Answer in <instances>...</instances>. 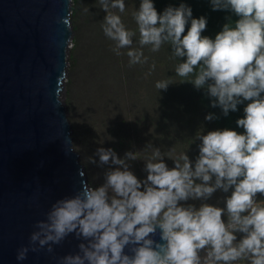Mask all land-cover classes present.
<instances>
[{
	"label": "clouds",
	"instance_id": "clouds-1",
	"mask_svg": "<svg viewBox=\"0 0 264 264\" xmlns=\"http://www.w3.org/2000/svg\"><path fill=\"white\" fill-rule=\"evenodd\" d=\"M210 3L213 11L237 17H227L214 39L202 35L207 19L193 18L190 6H169L161 14L153 0H141L133 13L138 47L133 46L137 32L117 14L125 12V0H99L106 13L102 30L117 56L128 49L130 65L148 62L145 47L159 52L170 45L173 58L183 61L176 75L204 89L211 107H219L224 116L249 101L236 121L243 133L223 129L200 135L194 162L186 151L172 158L151 143L123 157L98 148L88 164L104 169L103 182L88 183L53 203L46 219L35 224L30 246L18 250L17 260L26 259L30 250L52 253L53 245L74 235L83 242L59 264H264V200L257 199L264 196V0ZM170 84L162 80L155 87L167 90ZM149 151L151 155L138 156ZM138 159L145 162L143 179L132 171ZM230 189L225 207L206 202L218 190ZM189 200L202 203L196 207ZM158 230L159 241L154 239ZM237 234H243L239 240Z\"/></svg>",
	"mask_w": 264,
	"mask_h": 264
},
{
	"label": "water",
	"instance_id": "water-1",
	"mask_svg": "<svg viewBox=\"0 0 264 264\" xmlns=\"http://www.w3.org/2000/svg\"><path fill=\"white\" fill-rule=\"evenodd\" d=\"M72 0H0V264H59L83 242L29 251L37 221L88 184L63 100ZM74 147V146H73ZM159 241V230L154 237Z\"/></svg>",
	"mask_w": 264,
	"mask_h": 264
},
{
	"label": "rangeland",
	"instance_id": "rangeland-1",
	"mask_svg": "<svg viewBox=\"0 0 264 264\" xmlns=\"http://www.w3.org/2000/svg\"><path fill=\"white\" fill-rule=\"evenodd\" d=\"M96 2V0H81L75 3L72 0L71 24L74 38L70 49L68 77L63 97L72 126L73 146L80 156V163L84 166L87 183L99 185L103 182L104 169L88 164V157L94 156L100 147L111 148L123 157L128 151H143L151 143L153 147L160 148L166 156L172 158L186 151L194 162L198 157L201 143L198 137L209 131L223 129L213 120H206L208 111L205 108H199L196 118H193L188 125L184 122V124L180 123L168 128L166 124L165 127H160L161 130L156 131L151 124H153L152 120L159 116L158 108L146 102V99L152 98L144 89L140 91L141 102L134 100L135 109L127 110L124 103L119 101L121 97L116 95L115 84L112 83L113 68L109 64L110 60L100 61L113 47L109 45L111 43L102 30L105 12ZM86 8L89 11L86 12ZM96 47L99 48L98 53L93 51ZM126 117L129 118L126 122L128 127L121 123ZM123 136L125 137L124 145L120 147L116 142ZM146 154L151 155V152H139L138 156L143 158ZM164 161L169 168L174 167V162L168 157H164ZM144 167L143 159L132 162V171L138 178L146 177ZM230 194L231 189L228 193L218 190L206 202L225 207V199ZM257 199L264 200V196L258 194ZM186 203L199 207L202 201L189 200ZM223 219L227 221L226 216ZM242 235L237 234V239L239 240ZM237 264H246V262H237Z\"/></svg>",
	"mask_w": 264,
	"mask_h": 264
},
{
	"label": "trees",
	"instance_id": "trees-1",
	"mask_svg": "<svg viewBox=\"0 0 264 264\" xmlns=\"http://www.w3.org/2000/svg\"><path fill=\"white\" fill-rule=\"evenodd\" d=\"M81 0H74L75 3H79ZM98 6L99 0H96ZM141 0H125L126 10L124 13H117L121 16L126 27L137 32L136 37H134V47H138L139 33L138 27L133 18V13L139 8ZM154 6L158 13H163V11L169 7H178L181 3H184L191 7L193 18H200L201 16L206 17L207 27L202 33L204 36L210 38L215 37V35L222 30L225 23L228 22L227 17L231 16L232 20L237 19L233 14L227 11H213L210 0H153ZM106 13H104L105 17ZM103 17V19H104ZM187 27H190V22ZM187 27L185 34H187ZM109 45L114 47V43L109 40ZM94 52L98 53L99 48H95ZM128 49H121L122 55L117 56L113 50L109 52L106 57L102 59L109 61L112 66V83L115 84L116 95L119 96V101L126 106V109H132L135 105L134 100L141 102L142 89L150 93L151 100L146 102L158 108L159 116L155 120H152V127L160 129V127H165L166 124L168 128L174 125L186 122L187 125L196 118L195 115L198 114L197 109L205 108L209 114H214L216 119L213 121L220 126L221 129L235 130L241 133L242 128H239L236 124L237 119L243 118V109L249 103L245 101L244 103L238 105V110L236 112H229L227 116H224L222 110L217 107H211L212 98H210L204 89H196L195 86L190 82H183V78L176 75V67L180 62L178 58H173L171 46L164 45L159 52H151L150 46L144 48L145 56H148V62L145 64H129V57L126 55ZM102 52V51H101ZM101 55V53H100ZM104 55V54H103ZM155 64V69H152V65ZM106 66V63H105ZM107 69V67H106ZM191 79V78H190ZM170 80L173 84H170L167 90H158L155 85L157 81ZM182 82V83H181ZM137 104V103H136ZM136 106V105H135ZM135 109V108H134ZM126 117L121 123L126 125L128 121ZM141 123V121H140ZM158 124V125H156ZM241 129V130H240ZM161 130V129H160ZM125 137H121L120 140L116 142L118 146H123Z\"/></svg>",
	"mask_w": 264,
	"mask_h": 264
}]
</instances>
